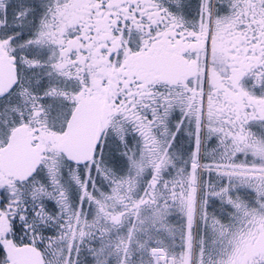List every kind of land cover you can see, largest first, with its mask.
I'll return each mask as SVG.
<instances>
[{
  "label": "snow or ice",
  "instance_id": "6c2138e0",
  "mask_svg": "<svg viewBox=\"0 0 264 264\" xmlns=\"http://www.w3.org/2000/svg\"><path fill=\"white\" fill-rule=\"evenodd\" d=\"M0 264H264V0H0Z\"/></svg>",
  "mask_w": 264,
  "mask_h": 264
}]
</instances>
